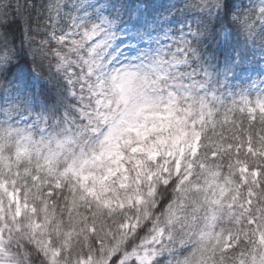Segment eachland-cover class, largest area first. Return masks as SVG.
Segmentation results:
<instances>
[{
    "label": "clouds",
    "instance_id": "clouds-1",
    "mask_svg": "<svg viewBox=\"0 0 264 264\" xmlns=\"http://www.w3.org/2000/svg\"><path fill=\"white\" fill-rule=\"evenodd\" d=\"M69 2L0 0V13L5 17L0 22V49L16 52L22 48L19 56L28 61L27 67L22 66L25 73L28 67H34L33 52L41 49L43 56L35 58L45 77L53 78L52 84L41 77L26 86L31 89L38 84L48 85L43 96L36 88L35 103L31 91L17 89L14 81L5 83L0 79V113L12 106L10 112L0 115V137H5L0 140V229L12 264H50L51 251L45 255L37 247V240L49 249L60 250L57 264H78L87 253L95 257L92 264H100V240L107 248L127 235L135 246L140 237L154 235V228L164 230L163 243L158 242V247L164 249L156 257L158 264H183L185 257H191L199 248L202 234H236L241 226L254 233L242 218L247 215L240 208L246 193L240 189L238 199H233L239 183L234 169L222 156L212 158L207 139L194 155L202 117L198 103L186 95L187 87L181 86L187 77H181L167 63L174 48L165 47L168 42L144 41L133 35L147 27L151 17L163 15L151 0H104L108 5L106 14L119 13L115 15V35L97 50L94 64L75 65L77 76L85 77L83 92L78 93L83 95V101L70 97L61 102L56 85L62 73L57 71L56 50L72 60L77 55L87 57L93 46L89 42L83 48L70 49L50 38L53 31L59 34L71 28L69 16L58 8ZM16 18L20 31L13 37L8 24ZM170 23L178 28L181 19ZM29 30L30 39L22 43ZM238 39L243 42L245 37ZM262 45L264 40L247 46L255 50L264 67V58L258 51ZM18 63L20 60L14 58L12 64ZM89 67L93 69L91 75ZM0 71L7 75L6 70ZM80 83L77 80V85ZM44 98L54 111L41 130L33 121L38 111L36 104H43ZM71 102L84 106L91 121L69 110L71 118L65 122L64 113ZM10 128L22 131L9 139L6 134ZM81 132L83 135H79ZM69 136L75 142L65 143ZM210 170L219 175L218 182L209 186ZM229 176L232 184L225 182ZM12 181L17 190L23 189L27 203L20 215L19 205L13 206L7 196ZM217 198L219 204L215 203ZM105 200L109 201L107 206ZM256 207L260 206L253 200ZM129 221L139 223L142 231L136 236L122 227ZM92 224L97 228L95 237L85 239L91 237L88 228ZM71 229L75 231L69 233ZM170 233L184 238L185 244L169 242ZM69 234L73 238L66 243ZM252 239L254 235L224 253L223 262L218 260L217 264H241L242 259L251 264L252 255L264 254V247L253 244Z\"/></svg>",
    "mask_w": 264,
    "mask_h": 264
},
{
    "label": "snow or ice",
    "instance_id": "snow-or-ice-1",
    "mask_svg": "<svg viewBox=\"0 0 264 264\" xmlns=\"http://www.w3.org/2000/svg\"><path fill=\"white\" fill-rule=\"evenodd\" d=\"M107 6L104 0L103 2L76 0L75 3H71L70 0L68 4L58 6L69 16L71 28L59 34L53 31L49 34L50 38L61 46L68 45L70 49L73 46L77 49L83 48L89 42L93 44L88 50L87 57L77 55L72 60L60 56L59 49L56 50L57 71L62 73V79L56 87L59 89L62 103L68 101L70 97L83 101V95L78 93L83 92L85 77L77 76L75 65L77 62L94 64L93 58L97 55V50L110 43L115 35L114 29L117 24L115 15L119 13L106 14ZM166 11L167 15L151 17L148 26L142 31L134 32L133 35L144 41L168 42L164 46L174 48L167 63L171 68H176L181 77H187L181 81V86H186L189 90L186 95L192 96L193 102L198 103L202 117L201 127L197 129L194 155L199 153L203 141L207 139L212 158L215 160L222 156L228 167L234 169L239 183L233 199H238L240 189L246 193V199L240 208L241 212L247 215L242 218L249 228H254V233H249L241 226L236 234L231 232L202 234L199 248L183 261V264L210 262L217 264L218 260L223 262L224 253L244 243L253 235L255 239H252V243L264 247V223H261L264 221V67H261V60L256 58L255 50L247 46L249 42L255 44L257 40H264V0H183L182 6H169ZM176 17L181 19L178 28H174L170 23ZM4 18V14L0 13V22ZM15 29H19V25H10L8 28L13 37L18 33ZM30 35L31 30L24 35L21 42L30 39ZM240 36L245 37L243 42L238 39ZM21 51L22 48L16 52L11 48L0 49V70L7 72V75H4V71H0V79L5 83L14 81L17 89L25 87L31 91L32 103H35L36 88H39L43 96L48 85L38 84L31 89H27L26 86L33 79L41 77L52 84L53 78L45 77L41 63L35 58L43 56L41 49L33 52L34 67H28L27 73L23 71V67L28 66V61L19 56ZM258 51L261 58H264V45L260 46ZM14 58L19 59L20 63L12 64ZM92 70L89 67V75L92 74ZM77 80L81 82L80 85H77ZM36 107L38 111L35 112L33 123L43 130L54 109L48 106L47 98H44L43 104L37 103ZM11 108L9 105L0 115L10 112ZM67 108L64 113L65 122L71 118L69 110L78 112L81 118H88L91 121V115L84 106L78 107L76 102H71ZM18 131L22 130L10 128L6 137L10 139L13 133ZM31 136L29 133L28 138ZM4 139L5 137H0V140ZM67 140L75 142L71 136L66 137L65 143ZM218 175L216 170H210L207 174V184L209 186L216 184ZM225 182L232 184L234 181L229 176L225 177ZM15 183L11 182L13 186L7 191V196L13 206L19 205L17 215H20L27 207V203L23 189L17 190ZM5 188H8L7 184ZM49 195L54 193L49 192ZM253 200L260 207L253 208ZM108 203L109 201H104L105 206ZM215 203L219 204L220 199L217 198ZM232 207H235V204H232ZM122 227H126L133 236L142 231L138 222L133 225L129 221ZM68 231L71 233L75 229ZM88 231L91 237L85 239L94 238L97 232L95 224H92ZM153 232L155 234L152 236L140 237L139 244L135 246L131 244L127 235L116 239L107 248L103 247V240H100L99 252L102 254L100 264H158L156 257L164 251L158 247V242L163 243L164 230L154 228ZM3 237V230L0 229V264H12L8 259L10 253L5 247ZM72 238L69 234L66 243ZM167 239L181 246L186 242L184 238H177L173 233H170ZM36 244L38 248H42L45 255L51 251L50 264H57V257L61 255L60 250L49 249L38 240ZM122 247L125 249L123 252ZM241 256L243 257V253ZM94 258L92 253H87L80 257L78 264L85 262L92 264ZM241 264H247V261L242 259ZM251 264H264V254L252 255Z\"/></svg>",
    "mask_w": 264,
    "mask_h": 264
},
{
    "label": "trees",
    "instance_id": "trees-1",
    "mask_svg": "<svg viewBox=\"0 0 264 264\" xmlns=\"http://www.w3.org/2000/svg\"><path fill=\"white\" fill-rule=\"evenodd\" d=\"M103 2V0H102ZM151 2L156 6V9L161 11L163 15H167L166 9L169 6L179 7L182 4V0H151ZM178 18V17H176ZM10 25H19V29H15L16 31H20V21L18 18L14 19L12 22L8 24V28Z\"/></svg>",
    "mask_w": 264,
    "mask_h": 264
}]
</instances>
